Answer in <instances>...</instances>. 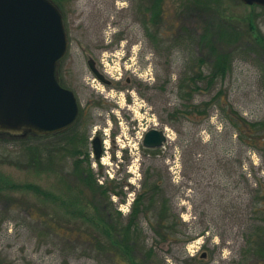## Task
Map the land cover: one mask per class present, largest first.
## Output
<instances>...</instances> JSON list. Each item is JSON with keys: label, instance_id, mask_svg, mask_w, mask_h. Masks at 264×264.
<instances>
[{"label": "rangeland", "instance_id": "obj_1", "mask_svg": "<svg viewBox=\"0 0 264 264\" xmlns=\"http://www.w3.org/2000/svg\"><path fill=\"white\" fill-rule=\"evenodd\" d=\"M161 3L163 19L151 21L146 0L60 2L66 60L77 57L80 47L92 55L90 50L117 44L102 57L113 83L126 86V79L140 83L141 95L131 101L130 93L115 86L110 94L120 104L115 109L120 120L126 121L129 105L140 129L125 128V137L121 131L105 134L99 122L102 109L91 105L89 121L76 137L79 148L66 145L62 138L0 135V264H133L124 253L112 261L100 249V243H106L104 225L111 216H128L143 184L155 181L163 189L168 226L174 227L165 233L151 214L142 215L143 250L130 253L137 258L134 264L250 262V255L245 259L242 254L246 234L258 221L257 202L264 201V149H252L239 139L227 107L249 122L264 119V8L240 0ZM205 21L210 30L222 21L224 28L230 25L246 37L235 45L224 78L200 82L190 97L185 88L181 97L180 80L201 73L204 65L199 60L205 62V71L213 61L207 49L196 45ZM125 55L130 58L129 70L119 75ZM66 81L77 86L82 104L92 101L85 92L89 85L103 88L89 77L82 85L85 89L75 79ZM151 128L164 130L167 137L153 153L141 144ZM94 136L103 139L99 160L91 149ZM77 159L84 168L89 164L94 192L73 176ZM165 234L169 236L162 238ZM148 250L150 258L145 255Z\"/></svg>", "mask_w": 264, "mask_h": 264}, {"label": "water", "instance_id": "obj_2", "mask_svg": "<svg viewBox=\"0 0 264 264\" xmlns=\"http://www.w3.org/2000/svg\"><path fill=\"white\" fill-rule=\"evenodd\" d=\"M240 1L264 7V0ZM66 50L62 15L50 0H0L1 136L52 135L74 123L76 98L56 77ZM165 142L164 133L152 129L145 133L142 145L159 149ZM93 153L100 158L98 138L93 140Z\"/></svg>", "mask_w": 264, "mask_h": 264}, {"label": "trees", "instance_id": "obj_3", "mask_svg": "<svg viewBox=\"0 0 264 264\" xmlns=\"http://www.w3.org/2000/svg\"><path fill=\"white\" fill-rule=\"evenodd\" d=\"M51 1L61 10L60 2L63 0H56L58 3H56L54 0ZM161 2L162 0H146V6L148 7L146 9L149 12L151 21L158 19L159 17L163 19L164 14ZM204 13L210 15V10L204 9ZM205 22L207 27L203 29V32L200 36H196V45L198 47L207 49L212 56L213 61L210 67H207L206 70L208 71H205V62L203 63L202 60H199V65H204L202 67L199 66L201 73H195L188 78H183L180 80L181 82L179 84L178 90L181 97H184L182 90L184 91L185 88L188 89L186 94L187 97H190L191 92L200 89L198 86L200 82L208 80L209 83L212 84L214 80L218 78H224L228 70L230 57L235 54V47H237L235 45L242 36L241 32L237 31V28H234L230 25L224 28L225 24H223L222 21L219 24H215V26L212 24V30H210L208 21ZM151 23L154 24V22ZM155 24H157V22ZM245 37L246 36L244 34L242 38ZM254 43L257 44L256 41H254ZM203 72L206 73L202 75ZM215 99L216 97H214V101L212 102H215ZM227 110V118L230 120L232 126L236 129L239 139L252 149H261V147L264 149V119L258 122H249L239 116L231 107H227ZM69 131H73L70 133V136H64ZM69 131L38 138H62L64 141H66V145L72 144L73 146L78 147L80 143V140L76 138L78 136V131L75 129ZM148 151L152 153L155 152V150ZM82 165L83 162L80 161V159H77L74 162L72 174L77 181L83 184V186L88 187V189L94 192V189H92L93 176L91 174L89 164L86 168H84ZM141 189V192L135 199L136 202L134 203V207L132 208L131 212H129L128 216L125 218H122L120 214L114 218L111 216L109 217V222L104 225L106 226V235L105 237H102V239L106 243H100L99 246L100 249H103L104 252L109 256V259L112 261L119 260L118 256L121 253H124L126 260L132 262L133 264L134 261L137 260V258L133 260V257L130 255V253H135L138 255L137 252L143 250V241L141 235L142 229L140 226V217L142 215L147 217L151 214L152 217L155 218L154 220H156L157 225L163 228L165 233L172 232L170 230H172L174 226L173 224L168 226V224H170V217H168L169 211L167 209V203L163 198V189L160 183L158 181L153 183H144ZM263 202V200L257 202L258 209L254 214L257 216L258 221L251 225L249 233L246 234L245 237L246 249L243 251L244 255L242 254V258L244 256L246 259V257H249L248 255H250L251 260L248 264H264ZM165 236L169 235L165 234L162 238H166ZM96 237L97 235H94L92 231L91 239H95L93 245L99 243L96 241ZM104 238H106V241ZM145 255L146 257L150 258V250H148ZM159 264L162 263L159 262Z\"/></svg>", "mask_w": 264, "mask_h": 264}, {"label": "flooded vegetation", "instance_id": "obj_4", "mask_svg": "<svg viewBox=\"0 0 264 264\" xmlns=\"http://www.w3.org/2000/svg\"><path fill=\"white\" fill-rule=\"evenodd\" d=\"M116 46L117 44H114V46L108 47L109 49L103 46H100L96 50H90L92 55H90L88 52H85L83 50L85 48L80 47L78 48L79 55L77 57L76 56L70 57L69 60H66L67 58L66 57L67 50H66L65 55L58 62V65L56 68V77H57L58 83L62 88L69 90L73 93L74 97L76 98V102L78 106V115H77L75 122L73 123L72 126L68 128V130H65V131H69L72 129H75L78 131L79 128L84 125V123H87L90 118L87 110L90 108L91 105L100 106L102 109V113L99 116V122H100V130L103 133L107 132L108 130H114V131H121V133L124 135L125 132H123V130L125 128L133 132L140 129L139 124L137 125L134 123V120H137L136 113H134L133 117H131L132 114L130 112V109L132 108L129 105H127V108H126V116L128 118L125 117L126 121L120 120V117L117 115L116 113L117 111L115 110L117 106H120V104L119 102L113 100L114 96L116 95L110 94L112 93V90H110V87L115 86L113 83V79H112L113 73H111V71L107 69L106 66H108V63L105 62V60L102 57L105 55L104 53H108L110 49H113ZM77 59H80V60H77ZM129 59H130L129 56L127 55H125V58L122 59L121 65H119V67L117 68L119 70L118 71L119 75H123V70H125V72H128L129 67L127 66V61ZM131 72L137 73L135 70H132ZM97 75L101 76L102 80H100ZM86 77L92 78L93 81L94 80L97 81V83L99 85L101 84L103 88L100 89L96 86L89 85V88H86L85 92L86 91L88 92L86 93L88 94L89 97L92 98V101H90V103L88 102V104L87 103L82 104L78 101L79 91L76 89L77 86L74 85V83H67L66 80L68 78L75 79L77 80L78 86H82L83 84H86L85 82ZM125 85L126 86L117 85L115 87H117L119 91L124 90L126 91V93H130L131 101L133 100L134 96L139 97V95H141L140 93L137 92L140 83L131 81L130 79H126ZM82 87L85 89L84 86ZM105 89H107L108 92ZM149 89L150 88H147L146 90H149ZM94 90H97V91H94ZM119 95H123L122 92H119ZM100 98H103V101H100L99 100ZM125 100L127 102V99ZM143 101L146 105L149 104L148 97L144 96ZM141 108L142 107H140V109ZM127 121L130 123L129 125L124 124ZM106 125L108 127H105ZM123 125L125 127H123ZM95 138L99 139L101 153H103L102 137L94 136L93 139H91V146H92L91 149L93 150V140Z\"/></svg>", "mask_w": 264, "mask_h": 264}]
</instances>
